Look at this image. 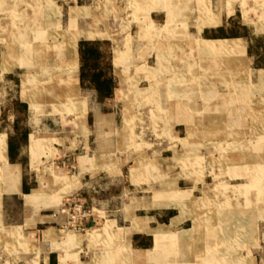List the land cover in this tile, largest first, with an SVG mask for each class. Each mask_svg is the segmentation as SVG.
<instances>
[{"label": "crops", "instance_id": "crops-1", "mask_svg": "<svg viewBox=\"0 0 264 264\" xmlns=\"http://www.w3.org/2000/svg\"><path fill=\"white\" fill-rule=\"evenodd\" d=\"M131 1L122 17L125 0H0L16 10L0 20V90L15 92L0 97V264H264L247 242L264 219V131L242 126L264 123V63L247 23L178 35L170 27L192 0ZM80 40L101 43L110 95L81 78ZM234 55L258 83L225 79L217 97L189 77L206 73L194 59L219 57L231 74ZM213 122L227 129H201ZM212 143L223 144L222 183L237 198L211 193L213 167L199 160L218 152ZM70 198L97 223L63 226Z\"/></svg>", "mask_w": 264, "mask_h": 264}, {"label": "rangeland", "instance_id": "rangeland-1", "mask_svg": "<svg viewBox=\"0 0 264 264\" xmlns=\"http://www.w3.org/2000/svg\"><path fill=\"white\" fill-rule=\"evenodd\" d=\"M57 2H64L65 0H56ZM164 1V0H163ZM14 3V1H13ZM193 9L192 10H186L183 12L184 18L178 19L176 21V24H172L170 29L175 31L178 35H187L188 33H195L193 36L197 34L195 31L198 30L202 24L209 23H221L224 24L226 19L231 18L230 23L233 25L232 31L240 32L239 30V22L241 20L247 23L248 26V33L251 35L252 39V49L255 53L258 55V63H264V0H192ZM103 6L107 7L108 9L112 7L111 2L104 1L102 3ZM114 6L119 5L116 3ZM191 6V4H190ZM120 15L124 17L126 14L132 12L131 8H133L132 1L130 2L125 0V3H122L120 5ZM8 18H15L16 17V10H0V20ZM170 17V14H169ZM111 18V15H110ZM171 19L167 21V24L164 25L167 26L169 29ZM235 25V27H234ZM119 29L121 32V35L124 33H128L131 27H120L116 28ZM137 27H132V33H135L137 31ZM166 29V28H165ZM186 32V34H182ZM169 33V32H168ZM223 34V32H222ZM184 37V36H183ZM224 42L225 40H217V41H205V44L212 46L216 49H223L224 48ZM235 56V57H234ZM232 59V73L224 74V66L227 65V59L223 57H219L216 59V64H208L206 62L194 59L191 62V66L194 67V70L204 69L206 70V73L204 75L194 74L189 76L195 78H200L204 82H209L210 87L215 89V93L217 97H221L224 94L223 91V81L231 80L232 85L239 88L240 84L247 83L248 85H251V83H258L255 80V75H251L250 70L249 72L245 73L242 69L239 68L240 66V59L238 55H234ZM209 72V74H207ZM247 79V81H246ZM212 91V90H211ZM14 90H7L2 91L0 90V97H9L12 98L14 96ZM256 91H253V95H255ZM209 94H211L209 92ZM212 95V94H211ZM221 95V96H220ZM41 98L49 100L48 95H43ZM218 99V98H216ZM48 109V107H46ZM205 128H201L206 131H216L222 132L225 131L226 124L223 123H203L202 124ZM240 125V124H239ZM246 126L249 130L252 131H264V123H247L242 124V126ZM227 129V127H226ZM239 129V128H238ZM208 141V140H200V142ZM214 141H220V139H211L210 142ZM230 141V140H227ZM212 145L216 146V150L218 151L213 156L210 155H202L199 162L206 165L213 167L212 170H210V177H213L212 186L213 190L211 193H218L222 194V192L227 190L226 194H230L232 198H237L240 193L237 190H234L233 188L227 189L229 187H226L223 185V180H228V177L231 175V172L229 169L225 168V166L228 167L227 164L224 163V154H220V150L222 151L223 144H215L212 143ZM188 157L190 154L188 153ZM185 156V157H187ZM190 159V158H189ZM264 162V156L262 158ZM215 168V169H214ZM208 173V172H207ZM229 181V180H228ZM232 183H238L239 179H231ZM230 190V191H229ZM204 191H207V188L204 189ZM262 197L264 198V187L262 188ZM207 194V192L205 193ZM225 194V193H224ZM251 193L248 191V195ZM259 233L255 236H248L247 242L249 244H256L258 246V258L261 257L262 261L264 262V219L262 221V224L259 228Z\"/></svg>", "mask_w": 264, "mask_h": 264}, {"label": "trees", "instance_id": "trees-1", "mask_svg": "<svg viewBox=\"0 0 264 264\" xmlns=\"http://www.w3.org/2000/svg\"><path fill=\"white\" fill-rule=\"evenodd\" d=\"M78 49L81 78L89 79L94 83L100 96L110 95L112 84L104 74L109 63L105 61V53L101 49V43L96 40H80Z\"/></svg>", "mask_w": 264, "mask_h": 264}, {"label": "built area", "instance_id": "built-area-1", "mask_svg": "<svg viewBox=\"0 0 264 264\" xmlns=\"http://www.w3.org/2000/svg\"><path fill=\"white\" fill-rule=\"evenodd\" d=\"M58 213L64 216L63 226L85 230L86 223H97L94 211L80 199L70 198L65 200L58 208Z\"/></svg>", "mask_w": 264, "mask_h": 264}]
</instances>
